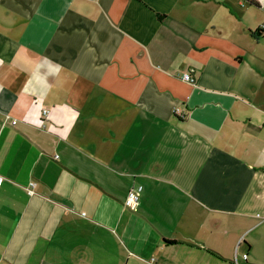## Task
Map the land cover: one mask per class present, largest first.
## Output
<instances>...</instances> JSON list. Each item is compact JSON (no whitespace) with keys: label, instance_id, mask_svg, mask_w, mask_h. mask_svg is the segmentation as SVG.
I'll use <instances>...</instances> for the list:
<instances>
[{"label":"crops","instance_id":"1","mask_svg":"<svg viewBox=\"0 0 264 264\" xmlns=\"http://www.w3.org/2000/svg\"><path fill=\"white\" fill-rule=\"evenodd\" d=\"M262 26L264 0H0V264H264Z\"/></svg>","mask_w":264,"mask_h":264},{"label":"built area","instance_id":"2","mask_svg":"<svg viewBox=\"0 0 264 264\" xmlns=\"http://www.w3.org/2000/svg\"><path fill=\"white\" fill-rule=\"evenodd\" d=\"M262 28H264V26H262ZM193 72H194V70H191L190 72L184 74L182 76V79L185 82H188V83H192L193 84L195 82V80L193 78V75H192ZM179 112H180L179 109L176 108L175 113L178 114ZM42 114H43V117L47 118L48 115H49V110L44 109L43 112H42ZM17 123H18L17 120H11L10 121V124L12 126L17 125ZM41 127L42 128H45L44 121H42ZM1 182H2V180L0 179V184H1ZM35 188H36V183L35 182H30L29 187H28V192L30 193V195L34 194ZM139 189H140L139 187L138 188L137 187H134L131 190V192H130V194L128 196V199H127V206L128 207L133 208L138 203V201H139L138 198L139 197H138L137 193H138ZM243 258H244V260H246L247 259V255H244ZM151 263L152 264H156L155 259H152L151 260Z\"/></svg>","mask_w":264,"mask_h":264},{"label":"trees","instance_id":"3","mask_svg":"<svg viewBox=\"0 0 264 264\" xmlns=\"http://www.w3.org/2000/svg\"><path fill=\"white\" fill-rule=\"evenodd\" d=\"M257 34L259 35V36H262V35H264V28H259L258 30H257Z\"/></svg>","mask_w":264,"mask_h":264}]
</instances>
